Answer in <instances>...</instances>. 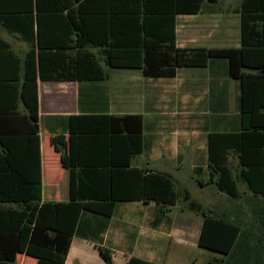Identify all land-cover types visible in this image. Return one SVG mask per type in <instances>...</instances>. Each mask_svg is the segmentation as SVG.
Returning <instances> with one entry per match:
<instances>
[{
	"label": "trees",
	"instance_id": "trees-1",
	"mask_svg": "<svg viewBox=\"0 0 264 264\" xmlns=\"http://www.w3.org/2000/svg\"><path fill=\"white\" fill-rule=\"evenodd\" d=\"M218 1L0 0V28L28 45L21 60L0 39V264H16L18 255L64 264L73 237H97L118 203L153 202L164 214L179 198L202 216L197 246L219 255L208 264H264V0H241L239 48L175 43L178 15ZM211 60H225L239 84L238 125L207 134L205 185L232 200L242 199L244 185L245 222L203 208L187 189L177 192L167 173L133 167L144 149L142 116L100 112L93 93L90 113L67 117L68 199L42 202L37 81L101 82L104 68L172 79ZM97 251L113 264L108 249ZM126 264L156 263L130 256Z\"/></svg>",
	"mask_w": 264,
	"mask_h": 264
},
{
	"label": "crops",
	"instance_id": "crops-1",
	"mask_svg": "<svg viewBox=\"0 0 264 264\" xmlns=\"http://www.w3.org/2000/svg\"><path fill=\"white\" fill-rule=\"evenodd\" d=\"M221 1L219 0L213 5H208L207 8H203L198 14L178 15L176 17L175 43L177 47L204 49L239 48L240 30L238 12L241 0L239 3L237 2L235 8H228V4L224 5L223 8H214V6L220 5ZM2 30L6 33L7 38L5 39L0 36V39L5 41L10 46V49L22 60L28 51V45L20 41L16 35L10 34L4 29ZM9 39H12L15 44ZM17 44H19L20 48H25L24 52H21L22 50L15 46ZM104 69L108 73V79L101 82L37 81V125L40 143L42 202H65L68 199L67 117L80 113H90V110L95 108L93 105L91 106L89 96L92 88L95 89L97 86L104 90L100 89L99 97L101 105L98 108L102 109L100 112L111 114L110 110L112 108L108 91L101 84L109 82L111 77L110 71L107 70L108 68ZM129 71H134L128 73L139 75L142 82L148 85L151 82L163 83V85L160 84L158 90V99L165 107L171 110H179V124L186 122L187 119V113L181 110H207V112L201 113L203 116V120L201 121L202 127L198 129L203 136V140L200 137L196 138L184 134L177 135L176 138L168 140L169 143L156 138L157 132L154 133L152 126L147 124L144 112L142 114H131L142 116L144 135V149L138 155L141 156L142 161L140 164L134 166L132 164L134 157L131 165L139 169L146 168L167 173L175 181L173 175L169 173L170 171L165 168L172 167L174 170H179L184 160L188 159L190 160L191 172L193 174L198 176L203 172V168H205L208 177L206 169V136L208 133L229 130L228 126L233 129L234 127L227 120H221L223 116H221L220 111L231 108H237L238 110L239 84L236 80L228 77L227 62L225 60H211L205 68H181L177 70L176 76L172 79L144 78L138 70ZM52 94L56 96V99L50 97ZM94 101L96 100L94 99ZM60 108L63 112L55 113L53 111ZM119 108L115 111L119 114L111 115L120 116L128 114L119 112L121 111ZM236 115H238V112L235 113ZM43 119H45V122ZM221 125L223 128H221ZM41 128H44L49 134L48 144L43 145L41 143ZM178 139L181 141V145H178ZM167 145L170 147L169 152L166 150ZM65 183L67 184L66 187ZM65 189H67L66 192ZM64 199L66 200L61 201ZM176 206L177 204L169 207L164 214H161L159 208L153 202L143 203L133 201L118 203L112 217L108 219L107 228L99 233L97 237L87 236L85 239L73 237L64 264H105L99 257L97 247L108 249L111 252L113 264H126V260L130 256L156 264H163L161 260L153 259L156 243L161 239L160 235L165 236L162 233L164 230L160 232L159 236L156 233L162 229L161 227H165L166 229L172 227V220L169 214ZM114 219L122 221L123 226L130 228L132 231H128L126 234L122 233L117 224L111 225ZM157 220H159L158 225L156 223ZM201 225L202 219L195 234L196 245ZM146 226L149 229L145 231ZM178 228L181 238L187 236V231H189L187 227L179 226ZM177 241H183L184 244L188 242L184 239ZM166 242L168 244L169 240ZM123 248H126V250ZM16 264H35V261L24 255H18L16 257Z\"/></svg>",
	"mask_w": 264,
	"mask_h": 264
},
{
	"label": "rangeland",
	"instance_id": "rangeland-1",
	"mask_svg": "<svg viewBox=\"0 0 264 264\" xmlns=\"http://www.w3.org/2000/svg\"><path fill=\"white\" fill-rule=\"evenodd\" d=\"M237 2L239 3L240 0H222L220 5H216L214 8H223L226 4H228V8H235ZM5 34L6 33L0 29V36L6 39L7 37ZM9 40L15 44L12 39ZM15 46L20 48L19 44ZM20 50H22L21 52H24L25 48H20ZM107 70L110 71V81L107 83L103 82L101 84L106 88V91H108L107 93L110 98L111 110H113H110L111 114H117L118 112L115 111L118 110L120 106H122L119 108V110H121L119 112L121 113L142 114L144 112L146 114L145 119L147 124L152 126L154 133L157 132L156 138L164 140L165 143L172 138H176L177 135L184 134L186 136H193L196 138L200 137L201 140H203V136L198 129L202 127L201 121L203 120V116L201 113L207 112V110H181L182 112L185 111L187 113V119L186 122L179 124V110H171L165 107V105L158 99V90L160 88V84L163 85V83L151 82L148 85L147 83L142 82L139 75L128 73L134 71L114 69ZM100 89L103 90V88L98 86L95 89L92 88L91 93L100 94ZM50 97H52V99H56L54 94ZM53 111H55V113L63 112L61 108ZM235 113H237V108L220 111L221 116H223L221 117V120L225 119L233 127H236L238 123ZM43 120L45 122V119ZM221 128H223L222 125ZM227 128L231 129L230 126ZM179 132H181V134H179ZM48 135V132L44 128H41L40 136L41 143L43 145L48 144ZM178 145H181V141L179 139ZM181 148L184 149L183 147ZM166 150L168 152L170 151L169 145L166 146ZM229 160L230 164L235 165V154L231 153ZM141 161V156H137L133 159L132 164L135 166L140 164ZM165 169L170 171L169 173H171L175 178V190L180 192L183 189H187L192 198L201 204L203 208H208L219 215H229L231 219L233 218L235 220L239 219L245 222L248 219L249 209L244 202L246 198V195H244V185H239V191L242 194V199L232 200L225 195L218 194L213 186L205 185V182L208 179L205 168H203V172H201L198 176L193 174V172H191L190 160L188 159L184 160V163L179 170H174L172 167ZM198 180L203 183L200 182L201 184L198 185ZM66 185L67 184L65 183V187ZM66 190L67 189H65V192ZM65 200L66 199L61 201ZM169 217L172 220V227L166 229L165 227L160 226L162 229L156 233L157 236H159L160 232L164 230L162 233L165 234V236L160 235L161 239H159L156 243L153 259L159 261L161 260L163 264H208L210 260L219 256L214 252L202 249L196 245L195 234L197 233L202 216L187 211L180 198L178 199L177 206L172 210V212H170ZM115 219L112 221L111 225L117 224V226L120 227L119 229L122 230V233L126 234L128 231H132L130 228L123 226L122 221H116ZM179 226H184L189 229V231H187V236H184V238H181L179 235ZM148 229L149 227L146 226L145 231ZM179 239H184L188 242L184 244L183 241H177ZM168 240L169 243L166 244V241ZM123 249L126 250V248Z\"/></svg>",
	"mask_w": 264,
	"mask_h": 264
}]
</instances>
